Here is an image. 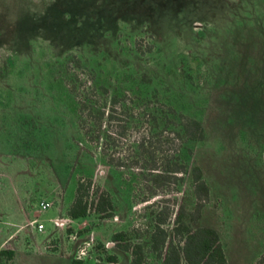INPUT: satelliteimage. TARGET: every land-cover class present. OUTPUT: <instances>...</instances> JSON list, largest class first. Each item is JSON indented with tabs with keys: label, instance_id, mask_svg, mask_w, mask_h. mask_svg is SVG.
I'll list each match as a JSON object with an SVG mask.
<instances>
[{
	"label": "rangeland",
	"instance_id": "obj_1",
	"mask_svg": "<svg viewBox=\"0 0 264 264\" xmlns=\"http://www.w3.org/2000/svg\"><path fill=\"white\" fill-rule=\"evenodd\" d=\"M137 41L153 53L141 57ZM76 58L112 94L158 96L202 122L207 137L185 142L179 186L111 166L87 141L70 89ZM194 166L211 188L197 227L218 231L228 264H255L264 255V0H0V252L13 247V264H73L83 248L82 264H106L97 247L115 253L120 231L144 245L148 264H162L151 249L155 211L171 208L173 221L180 203L194 208ZM82 177L111 192L113 218L68 220Z\"/></svg>",
	"mask_w": 264,
	"mask_h": 264
},
{
	"label": "trees",
	"instance_id": "obj_2",
	"mask_svg": "<svg viewBox=\"0 0 264 264\" xmlns=\"http://www.w3.org/2000/svg\"><path fill=\"white\" fill-rule=\"evenodd\" d=\"M136 50L141 57L153 53V47L144 50L141 41H137ZM73 68L82 69L73 73L70 89L78 100L79 127L87 141L101 147L102 156L111 166L138 169L146 181L157 186H179L188 172V165L181 156L185 142H202L207 137L202 122L180 113L158 96L146 100L130 94H112L107 86L98 82L96 73L83 68L77 58L73 66L68 65V70ZM191 175L194 208L189 210L185 203H180L173 221L170 220L171 208L161 207L155 211L150 237L152 253L162 264H228L218 231L197 227L210 202L211 188L199 166L192 168ZM148 188L153 195L157 194L153 187ZM116 211L111 192L96 184L94 179L82 177L67 214L71 220L92 215L111 219ZM73 232L74 229L68 227V233ZM87 232L79 231L78 234L83 236ZM112 242L118 250L131 256L130 264H148L144 245L135 241L129 232L113 234ZM97 248L103 250L106 264H119L117 254L106 251L102 244ZM0 255L7 264H13L16 258L15 250L9 245ZM83 262L73 259V264ZM255 264H264V255Z\"/></svg>",
	"mask_w": 264,
	"mask_h": 264
},
{
	"label": "built area",
	"instance_id": "obj_3",
	"mask_svg": "<svg viewBox=\"0 0 264 264\" xmlns=\"http://www.w3.org/2000/svg\"><path fill=\"white\" fill-rule=\"evenodd\" d=\"M51 206V204L50 203H42L41 204V208L43 209V210H46V209H48L49 207ZM45 229V227H44V225L43 224H40V225H38V230L40 231V232H42L43 230ZM86 249L85 248H83V249H81L80 251H79V257H78V259H82L84 256H86Z\"/></svg>",
	"mask_w": 264,
	"mask_h": 264
},
{
	"label": "crops",
	"instance_id": "obj_4",
	"mask_svg": "<svg viewBox=\"0 0 264 264\" xmlns=\"http://www.w3.org/2000/svg\"><path fill=\"white\" fill-rule=\"evenodd\" d=\"M68 220H71V219L68 218ZM71 222L73 223L74 220H71ZM115 254H117V255L119 256V258H124V259H126L127 263L130 264L131 256H130L129 254H127V253H125V252H123V251H121V250H117V251L115 252ZM72 255H73V253H71V254L69 255V258L71 259V261L73 260V256H72Z\"/></svg>",
	"mask_w": 264,
	"mask_h": 264
}]
</instances>
